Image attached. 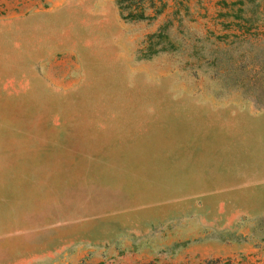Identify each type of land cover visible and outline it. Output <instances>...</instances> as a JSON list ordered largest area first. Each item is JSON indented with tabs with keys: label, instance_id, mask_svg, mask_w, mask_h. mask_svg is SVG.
Instances as JSON below:
<instances>
[{
	"label": "rangeland",
	"instance_id": "374dc122",
	"mask_svg": "<svg viewBox=\"0 0 264 264\" xmlns=\"http://www.w3.org/2000/svg\"><path fill=\"white\" fill-rule=\"evenodd\" d=\"M143 3L0 0V264H264V210L202 177L195 129L264 113V0Z\"/></svg>",
	"mask_w": 264,
	"mask_h": 264
},
{
	"label": "crops",
	"instance_id": "0c3cea01",
	"mask_svg": "<svg viewBox=\"0 0 264 264\" xmlns=\"http://www.w3.org/2000/svg\"><path fill=\"white\" fill-rule=\"evenodd\" d=\"M82 1V0H77ZM51 7L46 8L45 12ZM39 9L35 7L32 11L24 14L22 17L24 31L32 34L40 25ZM32 30V31H31ZM35 37V41H36ZM37 43V42H35ZM38 50L35 45V50ZM40 49V48H39ZM50 48L46 51H52ZM222 116L208 115L195 129L197 144L196 154L202 157L204 174L202 177L211 179L216 184V188L220 191H229L231 188L249 187V190L239 191L241 194L250 195V198H242L245 205L241 208L254 210H264V158H262L256 147L260 138V123L264 126V113L253 110H241L229 113L221 112ZM249 135V138H248ZM248 139H244V138ZM238 140L239 152L241 153L245 145H250L251 156L250 161L244 163L239 161L237 166H231L228 158L229 144ZM260 164L262 170L254 171L252 174L244 173L248 163ZM219 166V168H218ZM230 166L236 171H231ZM206 169V170H205ZM252 169V166H251ZM246 206V207H245Z\"/></svg>",
	"mask_w": 264,
	"mask_h": 264
},
{
	"label": "trees",
	"instance_id": "16d2710c",
	"mask_svg": "<svg viewBox=\"0 0 264 264\" xmlns=\"http://www.w3.org/2000/svg\"><path fill=\"white\" fill-rule=\"evenodd\" d=\"M145 0H115L120 17L125 19H143L148 15L144 13ZM152 0H149V5Z\"/></svg>",
	"mask_w": 264,
	"mask_h": 264
}]
</instances>
